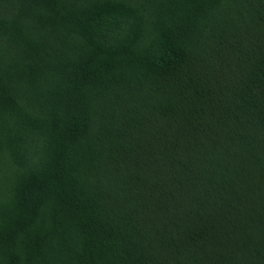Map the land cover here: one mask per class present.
I'll use <instances>...</instances> for the list:
<instances>
[{
    "label": "trees",
    "instance_id": "obj_1",
    "mask_svg": "<svg viewBox=\"0 0 264 264\" xmlns=\"http://www.w3.org/2000/svg\"><path fill=\"white\" fill-rule=\"evenodd\" d=\"M0 264H264V0H0Z\"/></svg>",
    "mask_w": 264,
    "mask_h": 264
}]
</instances>
